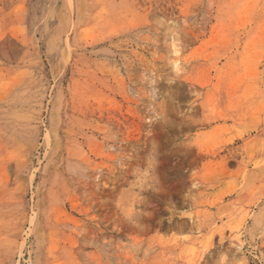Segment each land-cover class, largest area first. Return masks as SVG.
Masks as SVG:
<instances>
[{
	"label": "rangeland",
	"instance_id": "rangeland-1",
	"mask_svg": "<svg viewBox=\"0 0 264 264\" xmlns=\"http://www.w3.org/2000/svg\"><path fill=\"white\" fill-rule=\"evenodd\" d=\"M0 264H264V0H0Z\"/></svg>",
	"mask_w": 264,
	"mask_h": 264
}]
</instances>
